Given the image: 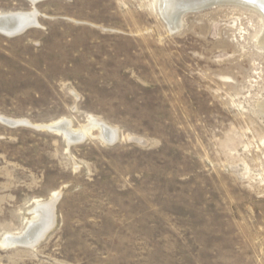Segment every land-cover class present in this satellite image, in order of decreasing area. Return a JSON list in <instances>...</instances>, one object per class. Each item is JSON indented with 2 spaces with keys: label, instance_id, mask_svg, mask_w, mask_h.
Wrapping results in <instances>:
<instances>
[{
  "label": "rangeland",
  "instance_id": "obj_1",
  "mask_svg": "<svg viewBox=\"0 0 264 264\" xmlns=\"http://www.w3.org/2000/svg\"><path fill=\"white\" fill-rule=\"evenodd\" d=\"M35 9L40 28L0 34V116L31 125L0 123V264H264L261 15L172 31L159 0H0ZM91 117L114 144L36 128ZM56 192L46 237L2 246Z\"/></svg>",
  "mask_w": 264,
  "mask_h": 264
},
{
  "label": "bare ground",
  "instance_id": "obj_2",
  "mask_svg": "<svg viewBox=\"0 0 264 264\" xmlns=\"http://www.w3.org/2000/svg\"><path fill=\"white\" fill-rule=\"evenodd\" d=\"M185 1L186 0H159L160 13L162 15L165 14L169 16V19L172 20L171 24L167 25L171 28L172 31L176 29L181 22V19L175 17L174 14L183 5ZM252 1H254V3L248 5H243L240 2L238 3L236 2L235 5L245 7L259 13L262 17V21L264 24V0H252ZM18 16L19 17L22 16L21 19L17 18ZM13 17H16L15 22L11 23L10 20ZM37 17H38V12L36 11V9L30 12L23 11V12L0 13V32L7 33L8 30L12 29L13 27H16L18 24L24 23L23 21H25V19H27L28 23H32V24L34 23L36 25L34 28H40V24ZM258 43L264 49V28L261 33V36L258 39ZM259 108H260V112L264 116V101L262 104L260 103ZM3 118L4 117L0 116V119ZM88 122H89L87 123L88 125L85 124L86 126L78 130H74L73 127L71 126L72 125L71 121L66 118L65 119L63 118L61 120H58L56 122L44 126H53V125L59 126L65 123L67 131L70 132L71 134H74L76 137L90 136L92 130L94 128H98L100 130V136L103 140L105 141L117 140V131L109 127L104 122L94 117H91ZM38 127H43V126H38ZM62 131L63 130L61 129L58 132V134H60ZM63 132L65 133V137H66L67 132L66 131ZM50 197L51 198L48 201H37L36 207L33 211L34 216L28 222V226L25 232L20 234H7L2 240V246L5 247L6 241L7 243H9L8 240L10 239L23 237L27 232H29V238H30L37 233L45 231L50 226H54L55 224V211L53 206L54 199L57 202L60 196L56 192Z\"/></svg>",
  "mask_w": 264,
  "mask_h": 264
},
{
  "label": "water",
  "instance_id": "obj_3",
  "mask_svg": "<svg viewBox=\"0 0 264 264\" xmlns=\"http://www.w3.org/2000/svg\"><path fill=\"white\" fill-rule=\"evenodd\" d=\"M30 3L32 5H35L41 1L44 0H29ZM236 2H240L243 5H248V4H252L254 3V1L252 0H186L183 5L176 11V13L174 14L175 17H178L181 19V17L187 13H192V12H200L212 7H216V6H223V5H235ZM162 15V14H161ZM22 16H18L17 18L21 19ZM15 18L13 17L11 18L10 22L14 23L15 22ZM163 20L167 23V25L171 24V19H169V16L167 15H162ZM24 23L22 24H18L16 27H13L12 29L8 30L7 33H1L6 37L9 38H13L19 35L24 34L25 32H27L28 30L34 28L36 25L33 23H28L27 19H25V21H23ZM179 27V25H178ZM177 27V28H178ZM176 28V29H177ZM174 29V30H176ZM173 30V31H174ZM0 123L9 126V127H20V126H31L27 121H16V120H12V119H0ZM72 126V125H71ZM37 129H42V130H46L52 133H58L61 129L63 131L67 132L66 135V141L68 142V145L71 146L73 144H78L81 142H84L86 139V136H82V137H76L74 134H71L70 132L67 131L66 129V124H61L59 126L53 125V126H43V127H36ZM61 132L62 135L65 136L64 132ZM103 140V139H102ZM105 141V140H103ZM108 144H114L116 142V140H112V141H105ZM56 200L54 199V211H55V206H56ZM53 226H50L49 228H47L45 231L40 232L35 234L34 236L29 238V232H27L23 237H18L15 239H10L8 240L9 243H7L6 241V246L5 247H14V246H22V247H29V248H34L35 246H37L45 237L46 235L52 230Z\"/></svg>",
  "mask_w": 264,
  "mask_h": 264
}]
</instances>
